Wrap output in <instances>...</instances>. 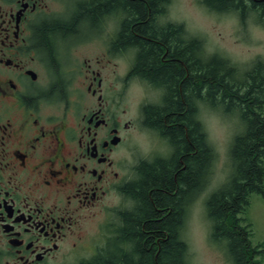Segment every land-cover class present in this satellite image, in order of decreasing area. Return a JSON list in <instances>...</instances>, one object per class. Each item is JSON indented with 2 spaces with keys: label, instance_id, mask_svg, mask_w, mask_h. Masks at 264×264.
Instances as JSON below:
<instances>
[{
  "label": "flooded vegetation",
  "instance_id": "af4514ba",
  "mask_svg": "<svg viewBox=\"0 0 264 264\" xmlns=\"http://www.w3.org/2000/svg\"><path fill=\"white\" fill-rule=\"evenodd\" d=\"M93 1L0 0V264H72L85 249L82 262L138 258L119 236L122 213L135 208L126 187L142 178V166L173 154L145 113L168 90L134 70L135 46L117 45L120 16L103 11L85 24L81 10ZM164 14L158 23H171ZM43 27L53 28L49 46L40 42ZM119 58L129 61L120 67ZM128 85L153 94L129 116ZM140 134L151 144L146 153L133 142ZM98 216L97 238L86 246L82 225Z\"/></svg>",
  "mask_w": 264,
  "mask_h": 264
},
{
  "label": "trees",
  "instance_id": "16d2710c",
  "mask_svg": "<svg viewBox=\"0 0 264 264\" xmlns=\"http://www.w3.org/2000/svg\"><path fill=\"white\" fill-rule=\"evenodd\" d=\"M168 2L96 0L81 10L89 18L87 25L111 8L121 13L117 45L124 49L135 46L134 70L167 87L162 104L148 106L145 113L146 122L160 124L157 127L173 150L168 159L142 166V178L126 187L135 208L122 213L125 224L119 236L131 242L129 252L134 251L138 258L134 260L127 253L114 262L95 255L81 264H188L180 226L187 206L208 180L213 157L198 117L199 103L211 109L238 111L244 123L229 147L231 172L205 201L212 224L210 236L225 241L232 264H261L260 245L250 238L251 224L238 216L246 210L250 194L264 195V60L256 58L240 70L218 52L206 54L202 39L188 35L182 24L158 23ZM201 3L211 11L236 13L241 22L251 14L257 21L264 20V0ZM51 29L43 27L38 32L44 46H49ZM108 240L114 242L112 235Z\"/></svg>",
  "mask_w": 264,
  "mask_h": 264
},
{
  "label": "rangeland",
  "instance_id": "374dc122",
  "mask_svg": "<svg viewBox=\"0 0 264 264\" xmlns=\"http://www.w3.org/2000/svg\"><path fill=\"white\" fill-rule=\"evenodd\" d=\"M165 8L164 19L182 24L188 35L201 38L206 54L218 52L229 58L240 70L256 58L264 60V20L257 21L251 14L241 22L236 13L211 11L200 0H188L187 3L182 0H169ZM111 28L107 21L106 31H110ZM83 53L85 52L81 51V54ZM96 55H100V52L89 54L93 61ZM124 55L129 57L130 51H126ZM123 57L121 56V59ZM121 59H117L120 67L123 66L122 61L125 64L128 62ZM104 67L110 68L106 64ZM133 86V91H130L132 85L126 87L123 97V105L132 108L128 116L134 112L133 108L146 94L151 93L153 96L150 90L147 92L139 85ZM198 117L206 132L207 141L213 149V159L208 182L187 206L181 237L186 243V257L189 264H231L224 253L225 241H215L209 237L212 224L205 212V201L231 172L229 146L232 137L243 129L244 123L239 118L238 111H224L221 107L211 109L205 103H199ZM133 142L137 145V152L146 153L151 148L145 135H136ZM262 164L264 166V159ZM248 200L246 210L240 215L250 222L251 241L260 245L259 254L264 261V195L252 193ZM94 219H89L82 225V237L86 236L84 240L86 246L97 238L98 225L104 220L102 216ZM87 250L83 251L84 255L81 259H74L72 264L74 261L81 264L83 259L89 257Z\"/></svg>",
  "mask_w": 264,
  "mask_h": 264
},
{
  "label": "bare ground",
  "instance_id": "6f19581e",
  "mask_svg": "<svg viewBox=\"0 0 264 264\" xmlns=\"http://www.w3.org/2000/svg\"><path fill=\"white\" fill-rule=\"evenodd\" d=\"M108 17H111V19L116 18L121 15V13L117 10L115 11V8H111V10L107 11Z\"/></svg>",
  "mask_w": 264,
  "mask_h": 264
},
{
  "label": "snow or ice",
  "instance_id": "6c2138e0",
  "mask_svg": "<svg viewBox=\"0 0 264 264\" xmlns=\"http://www.w3.org/2000/svg\"><path fill=\"white\" fill-rule=\"evenodd\" d=\"M182 2H184V3H187L188 2V0H182ZM134 90V86H133V88L132 89H130V91H133ZM194 195V194H193Z\"/></svg>",
  "mask_w": 264,
  "mask_h": 264
}]
</instances>
